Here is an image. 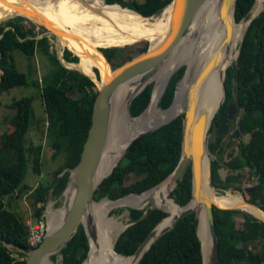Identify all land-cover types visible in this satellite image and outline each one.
I'll use <instances>...</instances> for the list:
<instances>
[{
	"label": "trees",
	"instance_id": "1",
	"mask_svg": "<svg viewBox=\"0 0 264 264\" xmlns=\"http://www.w3.org/2000/svg\"><path fill=\"white\" fill-rule=\"evenodd\" d=\"M99 4H120L136 11L143 17L159 13L171 0H87ZM254 0H236L235 25L250 9ZM23 17L15 16L0 22V94L16 86H27L25 73L16 67L13 52L20 51L27 59L41 52L51 63L47 81L34 78L31 82L42 99L45 113V137L52 150L51 159L58 158V165L50 173V179L38 182L30 188L22 184L27 170V152L31 156L32 171L41 173L42 146L25 145V135L32 123V96L13 99L6 105L14 110L10 127L0 135V264H25L26 222L10 206L5 197L27 198L38 218L44 210L49 190L56 176L65 168L72 167L78 161L91 122V109L97 93L95 83L85 74L66 68L53 51H49L46 36L37 38L32 27H25ZM63 50L66 62H78L79 55L72 48ZM147 44L142 50L146 51ZM98 59L107 74L124 62L123 48L118 46L95 48ZM110 64V65H109ZM98 69L94 68L97 80ZM184 73L180 66L169 78L158 105L165 109L172 101L174 90ZM226 98L221 107L224 111L228 102L235 97L238 109L242 110V134H248L247 142H238L231 152L226 153L227 160L221 157L224 152L223 136L208 143V149L215 156L210 160V174L213 186L220 189L233 187L240 189L241 170L247 168L255 176L256 183L247 187L246 201L255 203L264 211V9L252 19L246 28L238 56L227 69L225 75ZM152 90L148 83L128 106L132 117L138 116L147 106ZM182 115L150 132L127 152H125L97 186L94 193V208L130 193H140L165 179L176 166L181 147ZM230 137V136H229ZM231 137H233L231 135ZM222 164L229 172L223 181L217 180V169ZM133 175L136 179L126 184ZM69 180L65 171L49 197L57 201L62 197ZM131 195V194H130ZM191 196V171L187 169L181 180L158 206L168 212L159 227L169 224L172 216L180 210L169 198L179 205H185ZM107 197V198H103ZM102 198V199H101ZM100 199V200H99ZM99 200V201H97ZM212 203L218 207L225 208ZM143 209L128 208L130 224L118 237L111 252L116 264H133L131 255L149 231L166 215L159 208H148L141 218ZM215 228L218 236V264H262L264 263V222L239 209H221L213 207ZM241 217V221L239 219ZM10 245V246H9ZM13 246V247H11ZM87 237L81 225L74 235L59 250L60 264H84L89 261ZM119 254H117L115 251ZM16 254V255H15ZM55 261L56 255H50ZM137 264H202L200 241L194 228V214L178 219L173 227L158 237L144 253Z\"/></svg>",
	"mask_w": 264,
	"mask_h": 264
},
{
	"label": "bare ground",
	"instance_id": "2",
	"mask_svg": "<svg viewBox=\"0 0 264 264\" xmlns=\"http://www.w3.org/2000/svg\"><path fill=\"white\" fill-rule=\"evenodd\" d=\"M219 0H202L178 44L167 55L160 69L148 81L153 83L152 96L148 107L138 117H130L126 109L128 101L141 86L135 78L118 85L111 99V121L107 138L95 169V181H98L114 167L122 156L127 143L140 131L167 121L184 110L191 96L195 103L196 115L204 112L211 114L224 100L221 86L227 66L235 58V48L248 21H241L237 29L232 30L229 44L226 45L224 24L218 14ZM264 9V0H254L249 18ZM22 15L28 22L46 26L56 35L58 45H70L79 52V61L66 63L84 74L96 77L94 67L102 69L98 55L90 49L100 46L131 44L148 41L152 51L158 47L170 31L171 6H166L157 15L144 18L138 13L122 8L118 4H99L87 0H0V20ZM157 49V48H156ZM146 52V51H145ZM213 54L217 59L206 75L195 83L206 61ZM61 55V54H60ZM184 65L175 98L166 109L158 108V100L168 74L178 66ZM102 72L100 81L112 75ZM97 80V79H96ZM100 81H96L97 85ZM208 158L204 156L200 167V186L205 197L227 208L239 209L252 214L264 222V211L247 202L240 193L230 191L219 195L210 185ZM175 181L166 178L156 186L140 194H131L121 199L111 200L97 208L90 203L81 218L88 233L94 232L89 240V261L87 264H116L111 259L116 238L123 230L109 211L117 206L136 207L146 200L158 206L169 196ZM72 188L67 190L70 195ZM61 208L56 214L49 210L48 229L58 226L63 216ZM110 216V217H109ZM109 217V219H108ZM115 226L111 231L110 227ZM197 231L203 247L207 239L206 224L201 208H198ZM85 260L81 263L84 264ZM42 264H55L45 256ZM58 264V263H56Z\"/></svg>",
	"mask_w": 264,
	"mask_h": 264
},
{
	"label": "water",
	"instance_id": "3",
	"mask_svg": "<svg viewBox=\"0 0 264 264\" xmlns=\"http://www.w3.org/2000/svg\"><path fill=\"white\" fill-rule=\"evenodd\" d=\"M201 1L202 0H171L166 5V6H169V5L171 6L170 31L168 32L166 39L164 38L162 43L158 47H155L154 50L149 52L148 51L149 47H147L146 52H144V54L136 56L124 62L122 65L114 68L112 75L106 78L105 81H100V84L97 85V93L94 97V100L92 103V109H91V122L88 128V131H87L86 139L83 143L79 161L72 167H65L56 176L55 181L50 187L49 194L47 197L49 198L51 190L54 188V186L60 179L61 175L65 171H67L69 173V180H68V183L65 189L62 192L63 201H62V206L59 208V211L61 208L64 209L62 219L60 223L58 224V226H55L52 229H48L49 222L47 220V227H46L45 234L42 238V241L36 247L30 248L27 250L26 256H25V264H42V260L45 256L50 258V255L57 254V253H58V258L60 259L61 254H59V250L74 235L79 225H81L83 228V231L87 237L88 245H89L90 238H94V232L93 231H90V233L87 232L84 224L81 223V218L87 206L90 203L95 201L94 193H95L97 186L107 175L110 174V172L113 169L112 168L111 171L108 174H106L104 177H102L98 181H95V169H96L98 160L100 158V155L102 153V150H103L106 138H107L108 130L110 127L112 94L118 85L124 82L130 81L132 79H135V78L140 79L139 81L141 83V86L135 92L132 98L128 101V106H129L131 100L148 83H151L148 81V79L160 69L167 55L178 44L180 39L183 37L184 33L187 32L190 22ZM235 3H236V0H219L218 14H219L221 21L224 24V30H225V41L224 42L226 43V45L229 44V39L231 35V30H232V23L236 21L235 20ZM252 5L250 9L247 11V13L244 15V17H242L239 20V21H248L246 28L248 27L252 19L258 15L257 14L256 16L249 18ZM122 8H126V7H122ZM15 16L23 17L22 15H15ZM15 16H12L9 18H13ZM9 18H6V19H9ZM144 18H147V17H144ZM245 30L243 31V34ZM243 34L239 40V43H238V46L235 52L234 62L241 48ZM114 46L119 47V45H114ZM104 47H111V46H104ZM216 59H217V54H213L211 57H209L203 69L200 71L198 77L196 78L195 83H198L206 75L207 71L215 63ZM64 61H65L64 59H61L60 62L62 65H64L66 68L75 70V68L69 67L66 64H64ZM179 67L180 66L176 67L168 74L164 82L161 94L164 91L170 76ZM110 68H112L111 65H110ZM0 73H2L1 70H0ZM225 74H226V71H225ZM87 76L94 83H97L96 82L97 78L95 79V77H91L90 75H87ZM177 86L178 84L176 85V88L174 90L171 104L175 98ZM221 86H222V90L224 93V100L221 101L218 107L211 114L208 115L204 112H201L196 115L195 103L192 98V91H191L189 103L184 110H182L180 113L176 114L175 116H173L172 118L168 119L165 122H162L153 127L144 129L140 131L139 133H137L134 137L130 139V141L127 143L124 149V152L122 153L123 155L133 145H135L138 141H140L150 132L168 123L170 120L174 119L175 117L182 115L180 156H179L176 166L168 174L166 178H171L176 183V181L181 180L183 178L187 169H190L191 171V196H190L189 201L185 205H179L176 200L169 197L175 205L180 207V210L172 216L169 224H167L164 227L158 228L162 220L166 216H168V212L164 208L159 207V206L150 207V208L162 209L163 211L166 212V215L149 231V233L145 236L142 242L137 246L135 251L131 255H128L134 259L133 264H137L138 261L141 259V257L144 255V253L150 248L152 243L158 237H160L163 233L171 229L178 219H180L181 217L187 214H191V213L194 214V228H195L196 234L200 241L202 264H218V259H219L218 236H217V232L215 228L213 207L215 206L221 209H232V208L218 207L217 205L210 202L205 197L203 190L200 186V167L202 163V158L204 156L208 158V154H210V151L208 149L209 142L214 141L216 137H220V136L224 137L226 135H232L233 137L237 138L243 132V123L241 120V116L243 112L241 109H238V102L236 100V97L232 101L227 103L224 111L220 110L226 98L225 75L224 77H222ZM151 96H152V90H151L150 100H151ZM150 100L147 106L145 107V109L148 107ZM145 109L140 114H142L145 111ZM127 111H128V115L131 116L128 109ZM208 172H209L210 185L213 187V184L211 181V174H210V161L208 163ZM70 188H72V191L70 195L67 196L66 192ZM148 189L144 190L143 192L147 191ZM143 192H140V193H143ZM140 193H130V194H140ZM123 197L125 196H122L118 199H121ZM103 198H107V197H103ZM114 200H117V199H114ZM251 204L256 205L255 203H251ZM130 208L142 209L141 207H134V206ZM198 208H201L203 216H204V221L206 224L207 239L204 244V247H203L202 240L200 239V236L198 235V231H197ZM45 210L49 212V210H53V209L50 207L49 204H47ZM147 210L148 208L143 209L141 218L146 214ZM127 226L128 225H126L125 227ZM121 256H124V255H121ZM50 260L53 263H55L57 261V258L55 261H53L51 258Z\"/></svg>",
	"mask_w": 264,
	"mask_h": 264
},
{
	"label": "rangeland",
	"instance_id": "4",
	"mask_svg": "<svg viewBox=\"0 0 264 264\" xmlns=\"http://www.w3.org/2000/svg\"><path fill=\"white\" fill-rule=\"evenodd\" d=\"M127 1H132V0H127ZM136 1L141 2L142 0H136ZM155 15H157V14H155ZM23 19L24 20L22 21V23L25 27H32L34 29V31L36 33H38L36 36L37 38H39L41 36H46L48 38L49 51H53L55 53V55L60 59V61H61V59H63V57H62L63 50L68 49L66 46L72 48V46H70V45H64L63 47L58 45L56 35L53 34L42 23L36 24V23L28 22L27 19L24 17H23ZM5 20L6 19L0 20V22L5 21ZM238 43H239V41L237 42L235 49H237ZM146 44L148 47L149 46L148 41L141 40V41H137V42H134L131 44H125V45L119 46V47L123 48L122 54L124 55V59H125L124 62H126V61H128V60H130L136 56L144 54L145 51H143L142 48ZM101 47H104V46L98 47V50ZM95 48L96 47L90 49V51L94 54L96 53ZM72 49L75 50L79 55V52L74 47ZM69 51L73 55H75L71 50H69ZM235 52H236V50H235ZM13 56L15 58L17 69L19 71L25 73L27 81H28V85L27 86H16V87L10 88L9 90L0 94V135H2L3 132H5L7 127L11 126L9 122H10V120L14 114V110L9 109L8 107H6V105L9 104L13 99H18L22 96H32L33 97V101H32L33 116H32V123H31V125H30V127H29V129L25 135V145H26V147H29V146L33 147V146H39V145L42 146L41 173H40V175H38L32 171L31 156H29V153L27 152V160H28L27 161V170H26V174L24 176V179L22 181V184H26L28 187L32 188L38 182L49 180L50 179V173H52L53 169H55L56 166L58 165V158L51 159L52 150L48 146V142H47L46 137H45L46 122H45V113L43 110L42 99L38 96L37 89L35 87H33L32 83H31L35 77L38 79L43 78L45 81H47L52 66H51V63H50L49 59L47 58V56L41 52H38V51L35 53V55L31 59H27V57L24 56L20 51L13 52ZM233 62H234V60L227 66V68ZM66 63L67 62L64 61V64H66ZM181 66H183L184 70H185V66L184 65H181ZM94 68L98 69L97 70V72H99L98 76L100 75V78H102V72L101 71H104L103 66H102V69L98 68V67H94ZM94 68H93V70H94ZM114 68H116V67L112 66L111 70L113 71ZM77 71L84 73L78 69H77ZM96 78H97V76L95 77V79ZM95 85L97 87L96 83H95ZM127 107H128V105H126V109H128ZM158 108L162 109L159 105H158ZM130 117H132V116H130ZM135 117H137V116H135ZM248 139H249L248 134H244V135L241 134L237 138L231 137V135L224 136L222 142H223V144H225V147L223 148L224 152H222V154H221L222 159L224 161H226L228 158L226 153L231 152L234 149L235 144H237L238 142H247ZM214 158H215V156L213 154H211V153L208 154L209 161L214 159ZM217 173H218L217 174L218 181H223L225 176L230 172H229L228 168H226L224 165L220 164L218 169H217ZM241 174H242V177H241V181H240V185H239L241 190H236L233 187H229V188L223 190V189H220V187L213 186L214 191L219 195L225 194L229 191L232 194L240 193L246 199V197H247L246 188L253 186L256 183V178H255V176H252L249 174L247 168H243L241 170ZM135 179L136 178L133 175H130V177L126 180V184L129 182H132ZM55 200L56 199H54L53 197L52 198L49 197V198H47L45 204H49L50 207L53 209L52 211L57 213V212H59V208L62 206L63 196L57 201V203ZM99 200H97V201H99ZM6 201L8 203H10V206L13 208V210H15L18 214H20L25 221L28 220L29 218L34 219L33 218L34 217L33 211L31 210V207L29 206L28 200H27V198H25V196L5 197L4 202H6ZM109 201H111V200H109ZM109 201L104 202V203L100 204L99 206L104 205V204L108 203ZM155 204L154 203L151 204V202L146 200L144 204H142L140 206H136V207H141L142 209H146L149 207H153V205H155ZM99 206H97V207H99ZM97 207H95V208H97ZM128 208H130V207L129 206H117V207L112 208L109 211V215L110 216L112 215V217H114L115 220L121 224L122 229L126 225L130 224V218L128 215ZM109 217H108V219H109ZM240 218L241 217H239V219ZM240 221H241V219H240ZM110 229H111V231L114 230L115 226H111ZM55 255L57 258V261L55 262V264L56 263L60 264V259L58 258V253ZM262 264H264V263H262Z\"/></svg>",
	"mask_w": 264,
	"mask_h": 264
},
{
	"label": "built area",
	"instance_id": "5",
	"mask_svg": "<svg viewBox=\"0 0 264 264\" xmlns=\"http://www.w3.org/2000/svg\"><path fill=\"white\" fill-rule=\"evenodd\" d=\"M46 205L47 204H44V210L42 211L41 215L38 218L36 219L29 218L28 220L25 221L26 243L29 249L36 247L42 241V238L45 234L48 214H49V212L45 210Z\"/></svg>",
	"mask_w": 264,
	"mask_h": 264
}]
</instances>
